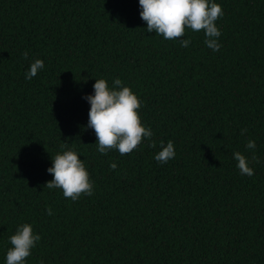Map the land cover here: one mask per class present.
Here are the masks:
<instances>
[{
    "label": "trees",
    "instance_id": "1",
    "mask_svg": "<svg viewBox=\"0 0 264 264\" xmlns=\"http://www.w3.org/2000/svg\"><path fill=\"white\" fill-rule=\"evenodd\" d=\"M213 2L219 51L203 30L147 32L139 0H0V264L25 223L41 237L25 264H264V0ZM117 78L153 136L101 154L84 97ZM169 140L175 157L161 164ZM62 143L93 195L45 187Z\"/></svg>",
    "mask_w": 264,
    "mask_h": 264
},
{
    "label": "clouds",
    "instance_id": "2",
    "mask_svg": "<svg viewBox=\"0 0 264 264\" xmlns=\"http://www.w3.org/2000/svg\"><path fill=\"white\" fill-rule=\"evenodd\" d=\"M139 5L142 9L140 17L147 24V32H155L166 40H173L183 37L186 29L194 32L203 30L206 46L213 51H219L221 45L217 38L221 32L215 22L224 15L220 4L213 0H139ZM190 42V39L182 40L181 46L188 47ZM23 58H28L27 52L23 53ZM43 68L44 62L35 60L25 73V79L31 80ZM93 88L94 94L84 98L91 105L87 127L96 134L98 152L107 154L111 150H118L121 155L129 154L145 138L150 139L153 136L151 128L145 127L141 122L138 112L141 101L120 79H115L111 87L105 79H96ZM246 131L247 129H242L241 135ZM149 146L155 148V141ZM245 147L255 149V141L249 140ZM61 148L66 150L52 158V167L47 171L53 175V179L45 187L62 189L64 197L72 201H77L81 195H93L94 186L84 161L66 143H62ZM160 148L154 157L157 162L164 164L174 159L173 141L169 140L166 145L161 141ZM233 156L238 161L237 167L241 175H254L253 168L243 154L237 151ZM252 160L259 163L256 156ZM116 167L115 162L111 163L112 170ZM47 213L53 214L51 207L47 208ZM40 239L34 233L32 225H20L10 237L11 247L6 254V264H25L26 258L31 255V250Z\"/></svg>",
    "mask_w": 264,
    "mask_h": 264
}]
</instances>
